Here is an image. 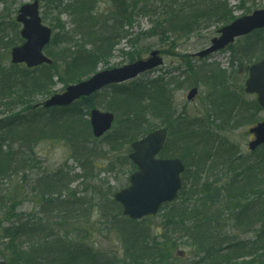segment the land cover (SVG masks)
Listing matches in <instances>:
<instances>
[{"label":"trees","instance_id":"trees-1","mask_svg":"<svg viewBox=\"0 0 264 264\" xmlns=\"http://www.w3.org/2000/svg\"><path fill=\"white\" fill-rule=\"evenodd\" d=\"M44 1H48L50 7L66 10L73 14L75 33L68 32L66 25L60 27V34H57L51 42L53 48L46 49L48 52L51 51L48 56L53 61L52 65L28 69L25 66L15 65L7 67L5 62H0V215L2 216V218L0 217V246L5 243L14 245L18 243V240L25 239L26 241L23 240V242L26 244H22V248L20 246L18 251L14 250L20 254L19 258L22 264H236L234 254L229 249L232 247H238V251H243L242 259L244 255H246L245 258L250 257L249 260L243 261L241 264H264V257L259 262L255 261L257 245L264 239V196L258 191L262 186L264 187V157L247 162L243 157L231 156V152L235 148L218 136L221 128L230 127L231 121L222 120V123L217 124V130H213L210 124L207 125L205 122H203L204 125L198 121L182 122L179 119V114L171 109L172 102L170 94L166 90L167 84L164 82L160 85V80L148 83L146 86L132 84L137 93H127L121 90L120 95L111 103L114 110L123 108L124 115L128 116L127 119H120L118 122L117 126H122L120 133H114L118 139L123 141L126 139V143H133L145 137L155 128L149 127L150 118H161L164 127H168L170 124L175 128L174 135L171 132L173 137L171 138L170 134L167 140L168 143L172 142L174 147L182 150V146L179 145H182L181 141L185 142L186 151L184 154L194 151L198 155L192 160L193 164L201 157L203 167L200 172L196 166L193 167L195 171H192L193 174L199 176V181L196 180L195 184L193 183L196 190L192 191L187 201L184 199L180 206L168 211L162 225L155 229L157 232L151 236V227L150 224H147L151 218L133 222L137 226L136 231L129 223L118 220L121 218V210L113 199L105 201L103 208L108 214L107 216L112 218L110 223H106V230L108 232L114 230L115 233H118L120 243H122L124 254L121 260L116 254L95 251L89 244H84L81 238L85 240L88 235L81 234L80 238L72 240L71 235H73L75 225L70 226L65 223L68 228L62 232V235H55L53 227L48 224V226L41 223L30 224L26 221L21 222L20 227L16 226L12 216L13 209L7 207L9 205L16 206V202L7 205L12 201L13 196L1 190L3 180L12 175H19L21 169L22 173L26 174L30 169L31 161L35 160L32 157L35 155L34 149L44 141L55 139L56 142H64L72 151L74 150L73 158L79 163L78 157L82 153L80 146L91 145L95 140L92 135V127L89 126V122L82 114L88 115L91 109L97 108V105L90 101L92 97L80 99L68 108L46 109L41 105L35 108V106H31V103L26 107L16 108L23 98H30L36 93L47 91L52 87L57 74L62 76L58 81L65 88L80 81L83 77H87L89 69L96 68V59L98 61L101 57L107 60L112 56L119 39L128 40L129 32H126L124 27L131 25L139 15L142 17L158 16L154 25L155 29H157L156 25L172 24L182 18H185L184 27H191L194 23L198 24L205 19L212 18L219 22L229 19L233 21L231 17L233 14L229 11L228 4L222 2L223 0H111L114 9V12L111 13L112 16L97 18L94 13L98 0ZM157 3H159V7L156 6ZM13 24L15 25V22ZM161 30L167 31V29ZM61 33L65 34L64 37ZM66 34L68 39L65 38ZM78 34L81 36L80 41L76 40ZM161 36L169 37L168 33L167 35L161 33ZM256 36L257 38L249 37V39L252 38V42L245 44L244 47H237L234 52L235 56L238 55L242 58L247 67L264 59V49L259 48L258 45V42L264 41V34ZM1 41L2 38L0 39V49L5 47L7 50L19 42L22 43L20 37L10 43L5 38H3L4 42ZM60 43L64 44V49L61 47L60 52L55 56L61 57L59 59L63 66H60L59 60H55L56 58L52 54L53 49H56ZM7 56L10 57L9 51H7ZM129 57L133 62L140 60V57L135 58L134 53H131ZM59 68H62L64 74L59 71ZM188 69L191 72L194 71L191 67ZM80 73L86 75H80ZM219 75L217 71H208L205 78L202 75L200 80L202 82L210 79L216 86L218 81L224 83ZM156 82L159 83L155 84ZM124 86L112 87L121 89ZM255 108L258 109L256 103ZM218 112H220L218 115L225 113L223 110ZM234 121L232 124L234 126L243 124L242 121ZM38 124L50 126L46 127L47 130L42 134L36 135L35 130H37ZM17 129L23 130L18 132ZM168 130L170 132V129ZM218 140L220 145L216 147ZM199 144L204 147L199 148ZM17 145L18 153L14 151V147ZM168 148L169 145H166L163 151L166 157ZM199 149L201 152L196 153ZM88 151L83 152L89 154ZM178 157L183 160L182 154H179ZM131 166L134 167L132 164ZM81 167L84 168V164ZM62 176L61 174L41 177L38 181L39 187L41 186L45 193L51 186H62L64 190L71 192L69 201H62L60 204V206L66 205L63 211L69 216L73 215L79 204V212L82 217L86 216L88 212L85 208L83 209L85 200L78 201L77 192L71 189L74 178L71 179L69 174H65V177ZM22 181L26 182L25 177L22 178ZM183 181L185 184V180ZM203 181L206 182L203 183ZM220 183L223 184L221 188ZM256 185H260V187L257 188ZM108 190L111 191V194L113 193L110 188ZM95 194L98 193L95 191ZM222 202V208H220L219 204ZM116 206L119 212L115 210ZM72 207L75 209L71 210ZM125 220L129 221V219ZM231 220H235L241 227L260 226L256 230L255 240L250 243L248 248H240L248 242L230 244L227 236L225 238L222 236L221 225ZM48 228L52 229L48 230ZM177 235L190 240V243H186V245L191 248V262L176 257V250L181 242ZM37 236H41V238L37 243H34ZM223 244H228L229 248H223Z\"/></svg>","mask_w":264,"mask_h":264},{"label":"rangeland","instance_id":"rangeland-1","mask_svg":"<svg viewBox=\"0 0 264 264\" xmlns=\"http://www.w3.org/2000/svg\"><path fill=\"white\" fill-rule=\"evenodd\" d=\"M33 1L35 0H0V39L2 38V41L3 38H5V40L10 43L18 40V37L21 38L20 32L22 26L17 23L14 25L13 22L16 21L18 14L17 11L22 5L32 4ZM38 1L41 2L42 7V22L55 33L52 41L57 34H60V27L62 28L65 25L68 32L75 33V22L72 20L73 14H70V12L66 10L64 11L62 9L59 10L55 7H50L48 1ZM222 2L228 4L229 11L233 14L231 16L233 21L237 18L251 15L253 12H256V10L264 9V0H223ZM156 6L159 7V3H157ZM95 10L94 15L96 18L107 17V15H110L111 17V13L114 12L111 0H98ZM157 19L158 16L155 15L145 17L139 15L133 20L131 25H125L124 30L129 32L128 40L119 39L112 56L107 58V60L102 59L101 57L98 61L96 59L97 64L94 69L95 72H92L94 70L93 68H90L87 77H83L80 81L70 84L71 86L78 85V83L88 81L99 72L110 71L111 69H118L125 65H131V63H134L133 61H130L129 56L131 53L135 54V58L140 57V60H144L148 59L153 51L161 52L164 64L161 68L154 70L155 72L153 74H143L135 80L127 82L124 88H106L100 91L99 94L91 96L92 100L90 101L97 105L96 109L98 111L109 112L115 115L116 120L114 121L113 131L102 135L101 139L95 138L94 143L91 141V145H81L80 149L82 150V153L78 157L79 163L73 158L74 150L72 151V149H70V147L64 142H56L54 139L39 143L34 149L35 155L32 157H34L35 160L31 161L29 171L26 174H23V170L21 169L19 175H12L8 179L3 180L4 182L2 183L1 190H4L7 194H12L13 196L12 201L7 205L16 202V206L9 205L7 207L8 209H13L12 216L14 217L13 219L15 220L17 227H20L21 222L26 221L30 222V224L41 223L45 226L51 225L53 229L48 228V230L52 229L55 235H62V232L68 228L65 226V223H68L70 226L75 225L72 233L73 235H71L72 240L80 238L81 234L88 235L85 240L81 238V241L84 242V244H89L95 251L98 250L105 254H116L119 260L123 258L124 253L122 251V243H120L118 233H115L114 230H112V232L106 230V223H110L112 218L107 216L108 214L105 212L103 206L105 201H112L116 192L130 186L129 177L131 173L136 172V168L131 166L130 163L132 162L128 157L132 152L130 147L131 142L126 143V139L123 141L114 135L115 132L120 133L122 131V126H117L120 119H127L128 116L124 115L125 110L123 108L121 110H116L117 108H115V113V110L111 106L112 100L120 95L119 92L121 90L127 93H137V90L132 84L146 86L148 83H153L157 80L161 81L160 85L165 82V84H167L166 90L169 92L170 101L172 102L171 109L179 114V119H181L182 122L187 123L190 121H198L201 124L205 122L207 125L210 124L213 130H217V124L222 123V120L231 121L230 127L225 129L221 128L218 135L232 144L235 148L231 152V156L243 157L247 162H252L264 157V146L258 149L254 155H250V152L248 151V145L252 140L249 130L261 121H264V110L260 111L255 108L254 102L257 98H255V96H247L244 93L243 88H241L247 80L245 74L248 67H246L245 64L239 63H234L232 65L233 55H230L229 52L216 53L211 56V58H206L205 60L192 58L194 54L204 51L210 44V41L217 36L218 31L233 21L229 19L225 22H219L217 19L212 18L210 20L205 19L198 24L194 23L191 27H184L183 24L185 18H182V20L172 22V24L161 26L156 25L157 29H155L154 25L156 24ZM161 29H167V31H162ZM161 33L166 35L168 33L169 37H163L161 36ZM61 35L64 37L65 34L61 33ZM255 37L257 38V36ZM65 38L68 39L67 34ZM130 39L132 40L130 41ZM76 40H81L79 34L76 36ZM250 42H252V38L249 39V37H247L240 41H236L234 46L241 48ZM22 44L23 42H19L8 50L7 48L2 47L0 49V62H5L6 66L10 67L12 65L11 57L7 56V51L10 52L14 46H21ZM52 44L53 43H50L48 47L53 48ZM258 45L259 48L264 49V41L258 42ZM61 47L64 49V44L60 43L56 49H53V56L60 52ZM71 47L74 48V46ZM50 52L46 50L45 54L50 55ZM55 58V60H59L60 62L61 57L56 55ZM59 64L60 66H63L61 62ZM189 67L194 71H189ZM61 69L62 68H59V71L64 74ZM208 71H217L220 74V79H222L224 83L218 81L215 86L214 82L210 79L201 82L200 77L203 75V78H205ZM80 75L86 74L80 73ZM59 77L62 76L57 74L52 87L48 88L47 91L36 93L30 98H23V101L18 103V107L16 108L26 107V105H30V103L31 106L37 108L39 107L38 105H43L47 100L53 98V96L65 92L66 88L60 81H58ZM159 82H156L155 84ZM196 87L199 90L198 94L194 100L188 101L187 96L190 94L191 90ZM91 110L88 115L82 114L85 120L89 122V126ZM219 110H223L225 113L218 115L220 114V112H218ZM16 111H18V109H16ZM6 114L9 115V113ZM233 121H242L243 124L240 126H234L232 125ZM163 123L164 122L161 118H150L149 127H155L150 132H153L156 129L166 128L167 126L164 127ZM48 126L38 124L36 127L37 130H35L36 135L39 133L42 134L47 130L46 127ZM167 128L170 129L169 134H171V132L173 134V131H175V128L170 124H168ZM21 130L23 129H17L18 132ZM172 134L171 138L174 135ZM219 142V140L218 143L216 142V147L220 145ZM171 143H168L167 141L166 145H169L167 157L165 154H162V157L165 156L166 158L178 159L180 158L178 157L179 154H182V161L184 166H186V170L183 173V180H185V184L183 181V191H186V195L185 193L183 194L182 191L179 194V200L172 204L174 206H180V203H182L184 199L187 201L188 196L192 194V191L196 190L193 183L195 184L196 180L199 181V176L198 174L192 173V171H195L193 167L196 166L198 172H200L203 163L200 159L201 157L196 163H192V160L198 157L194 151L184 154V151H186L185 142L181 141L182 145H179L182 146V150L181 148L177 149V147H174ZM198 146L199 148L204 147L203 145L200 146V144ZM87 150H89V154L83 152ZM14 151H18V145L14 147ZM199 152H201L200 149L196 153ZM193 153L195 155H192ZM171 154L173 156H170ZM82 164H84V168L81 167ZM61 174L63 175L62 177H65V174H69L71 179L74 178L71 189L72 191L74 190L77 192L76 198L78 201L83 202L85 200L86 203H84L83 209L85 208L88 212L86 216L82 217V214L79 212V204L76 209L73 207L71 208V210H76L73 215L69 216L68 213L63 211L66 205L63 204L60 206V204H62V201H69L71 192L64 190L62 186H51L45 191V193L42 191L41 186L39 187L38 181L41 177H51ZM24 177L26 182L22 181V178ZM188 179L190 180L188 181ZM204 182L206 181H203V183ZM220 184L221 188L223 184ZM256 187L259 188L260 185H256ZM109 188L112 190V194L110 193L111 191L108 190ZM95 191L98 194H95ZM258 191L264 196L263 186L258 189ZM222 204L223 202L219 204L220 208H222ZM119 209L122 211L121 207ZM119 209L117 206L115 207L117 212H119ZM169 210H161L158 216L149 220L147 224H150L151 236L157 232L155 229H158V227L162 225L161 223L164 221L163 219L165 215L169 213ZM121 211V218H118V220L129 223V225L132 226V229L136 231L137 226L133 224L135 221L129 219L127 222L125 219L128 218L124 217ZM0 217L2 218L1 215ZM224 223L225 224L220 227L222 228V236L224 238L227 236L230 244L248 242L245 243V246H241L240 248H248L251 245L250 243L256 238V230L260 227L252 225L241 227V225H238L235 220ZM40 238L41 236H37L34 243H37ZM177 238H179L181 242L176 250V256L181 257L184 261L191 262V248L186 245V243H190V240L184 239V236L181 235H177ZM23 240L26 241L25 239H21L14 245L10 243L1 245L0 262L2 261L7 264H22V261L19 258L20 254H17V251L20 249V246L22 248V244H26ZM222 246L223 248H229L228 244H223ZM257 248L255 261L259 262L263 259L262 257H264V239L259 242ZM15 249H17L16 252L14 251ZM229 249L234 254L233 257L236 259V264H241L243 261L250 259V257L245 258L246 255H244L245 259H242L241 254L243 251H238V247H232ZM73 250H75V248H73Z\"/></svg>","mask_w":264,"mask_h":264},{"label":"water","instance_id":"water-1","mask_svg":"<svg viewBox=\"0 0 264 264\" xmlns=\"http://www.w3.org/2000/svg\"><path fill=\"white\" fill-rule=\"evenodd\" d=\"M39 6V2L35 1L22 6L19 11L17 22L23 25L21 34L26 42L21 47L13 48L10 55L13 65L25 64L28 68L35 69V67L52 64V60L43 52L51 42L53 33L41 22ZM259 29H264V10H258L253 15L240 18L221 29L220 37L212 40L210 48L194 56L204 59L217 51L226 49L228 45L235 42L236 38L245 37ZM163 63L160 52L153 51L147 60L137 61L120 69L99 72L88 81L69 86L65 92L47 100L44 107L47 109L68 107L105 87L132 81L146 72L163 66ZM245 88L248 95H257L259 107L264 109V60L251 66ZM198 92L197 88L191 90L187 100H194ZM90 116L94 137L102 138V135L112 129L115 115L94 109ZM251 133L255 135V140L249 146L252 152L264 144V122L251 129ZM167 135V130H158L132 144L133 153L129 157L138 166L139 171L130 178L131 186L114 196V201L122 206L124 216L133 220L154 216L163 204L173 201L181 189L180 174L184 172L182 162L179 159L156 158L165 146Z\"/></svg>","mask_w":264,"mask_h":264},{"label":"flooded vegetation","instance_id":"flooded-vegetation-1","mask_svg":"<svg viewBox=\"0 0 264 264\" xmlns=\"http://www.w3.org/2000/svg\"><path fill=\"white\" fill-rule=\"evenodd\" d=\"M260 33H263L264 30H258ZM252 140H253V136H251ZM251 140V139H250Z\"/></svg>","mask_w":264,"mask_h":264}]
</instances>
